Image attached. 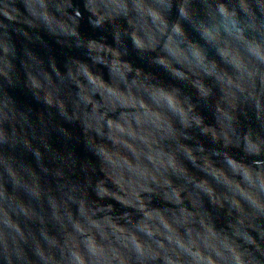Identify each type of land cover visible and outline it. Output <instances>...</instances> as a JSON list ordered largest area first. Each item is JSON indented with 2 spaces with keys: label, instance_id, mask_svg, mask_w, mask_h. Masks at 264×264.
Segmentation results:
<instances>
[{
  "label": "clouds",
  "instance_id": "obj_1",
  "mask_svg": "<svg viewBox=\"0 0 264 264\" xmlns=\"http://www.w3.org/2000/svg\"><path fill=\"white\" fill-rule=\"evenodd\" d=\"M0 264H264V0H0Z\"/></svg>",
  "mask_w": 264,
  "mask_h": 264
}]
</instances>
